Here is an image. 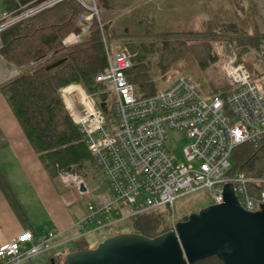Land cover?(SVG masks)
<instances>
[{"label": "built area", "instance_id": "1", "mask_svg": "<svg viewBox=\"0 0 264 264\" xmlns=\"http://www.w3.org/2000/svg\"><path fill=\"white\" fill-rule=\"evenodd\" d=\"M60 1L42 2L19 13L1 11L0 33ZM75 1L86 13L80 15L78 30L66 37L63 45L79 44L92 21L97 20L106 65L95 82L112 95L113 122L106 121L94 96L79 85L62 88L70 116L107 187L75 219L73 228L78 233L70 239L111 229L120 220L160 208L169 212L174 230L173 213L179 198L203 193L210 205L221 204L226 185H231L245 211L263 209L264 176L250 178L227 172L238 146L264 139V79L256 80L234 57L224 67L226 91L204 98L192 79L179 76L155 95L138 99L126 75L132 63L123 51L111 50L110 39L101 29L96 1ZM168 132H181L189 139L183 149L184 163L174 164L176 158L167 148ZM59 180L72 183L79 195L90 197L85 182L71 169L60 173ZM119 207H127L129 212L121 213ZM84 229L86 233H82ZM57 235L49 232L27 248L33 237L22 232L0 245V264H19L49 251Z\"/></svg>", "mask_w": 264, "mask_h": 264}, {"label": "trees", "instance_id": "2", "mask_svg": "<svg viewBox=\"0 0 264 264\" xmlns=\"http://www.w3.org/2000/svg\"><path fill=\"white\" fill-rule=\"evenodd\" d=\"M49 0H5V11L19 13ZM101 29L109 39L132 37L130 27L144 25L143 21L123 15L114 20L115 5L98 0ZM110 6V8H109ZM86 11L75 0H63L40 11L0 33L2 57L21 68L20 75L0 89V93L19 124V127L47 176L59 180V174L72 168L99 170L90 155L84 137L66 111L61 90L68 85H80L95 97L98 108L107 122H113V101L107 104L109 92L95 77L106 65L105 52L99 23L92 21L88 33L74 46L65 47L64 39L78 30L80 15ZM152 24L141 26L135 36L148 38L146 41H128L121 45L130 59L132 67L126 72L138 99L155 95L167 87L160 86V80L167 78L174 63L187 60L196 62L205 70L216 58L211 56L208 42L188 44V40L173 37V33H154ZM140 27V26H139ZM246 47L261 55L264 61V36L258 34L244 41ZM65 60L53 69L51 64ZM44 62V63H43ZM196 84V81H194ZM171 83V82H170ZM197 86V84H196ZM213 89V93L226 91ZM224 95V93H222ZM103 105V107H100ZM231 167L227 175L244 173L247 177L264 176V139L256 144L238 146L231 156ZM58 179V180H57ZM85 182V181H84ZM128 233L154 238L172 230L169 212L165 208L150 210L128 218ZM184 217L183 220H186ZM109 230V229H108ZM109 232L105 239L118 235ZM75 247L70 252L91 249L83 237L73 240ZM93 249V248H92ZM66 253V254H68ZM61 261L51 256L54 264ZM195 264H221L215 257Z\"/></svg>", "mask_w": 264, "mask_h": 264}, {"label": "rangeland", "instance_id": "3", "mask_svg": "<svg viewBox=\"0 0 264 264\" xmlns=\"http://www.w3.org/2000/svg\"><path fill=\"white\" fill-rule=\"evenodd\" d=\"M95 1L98 8L99 2L98 0ZM106 2H109L110 6L113 3L116 7L113 12L114 20H122L123 15H130L131 18L135 16L134 13L139 12L134 18L143 21L144 24L137 28L130 27V31L134 34L132 37H110L111 50L121 51V45L128 41L148 40L145 37L135 36V32L141 31L145 24H152L149 28L154 33H173V37L188 40V44L201 41L209 43L211 56L216 58L214 63L205 70H200L196 62L178 61L171 65L167 78L159 81L160 86H167L175 78L185 76L196 81L197 88L204 98H210L215 95L213 89L219 90L225 87L224 67L234 57L236 62L246 66L256 80L264 79V61H261V55L246 47L244 43L245 40L256 34L264 36V0H106ZM141 26L143 27L141 28ZM61 98L70 116L62 92ZM112 99V95H109L107 104ZM188 143L189 139L183 133L168 132L167 148L176 158L174 164L185 162L183 149ZM71 170L72 173L77 174L79 179L85 181L90 192V197L87 198L77 199L75 195L68 196L74 200L70 206L72 214L76 212L83 214L86 212L88 202L93 198L102 196L107 191V187L99 170H90L88 167L81 172L74 168ZM58 183L62 186V193L75 191L72 183L65 184L60 180ZM209 205L210 199L203 193L179 198L175 202L173 213L176 223ZM118 210L121 213L129 212L127 207H119ZM129 229L130 220L123 219L109 230L86 233L87 229H84L82 233H86L83 239L92 249L97 247L109 232L123 234L128 233ZM77 233L73 230L65 234L63 238L74 236ZM74 247L75 243L70 241L63 246L62 251ZM60 252L58 249L42 252L33 258L23 260L19 264H51V256L61 261Z\"/></svg>", "mask_w": 264, "mask_h": 264}, {"label": "water", "instance_id": "4", "mask_svg": "<svg viewBox=\"0 0 264 264\" xmlns=\"http://www.w3.org/2000/svg\"><path fill=\"white\" fill-rule=\"evenodd\" d=\"M79 188L85 190L83 183ZM211 257L221 264H264V208L245 211L231 185L224 187L221 204L189 215L174 230L154 238L111 236L93 249L66 254L62 264H195Z\"/></svg>", "mask_w": 264, "mask_h": 264}, {"label": "crops", "instance_id": "5", "mask_svg": "<svg viewBox=\"0 0 264 264\" xmlns=\"http://www.w3.org/2000/svg\"><path fill=\"white\" fill-rule=\"evenodd\" d=\"M4 1L0 0V12L5 10ZM1 45L0 38V49ZM20 73L21 68L0 54V89ZM69 195L86 198L76 190L62 193L58 181L47 176L0 93V245L30 232L33 239L26 245L29 248L49 232H56L47 252L58 249L61 255L68 253L70 249L62 248L75 235L63 237L75 230L73 223L81 215L70 211L74 200Z\"/></svg>", "mask_w": 264, "mask_h": 264}]
</instances>
